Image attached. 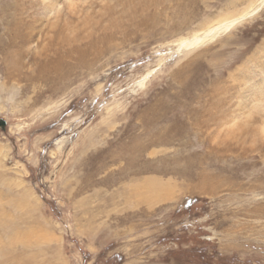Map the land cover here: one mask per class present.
I'll return each instance as SVG.
<instances>
[{
  "label": "rangeland",
  "instance_id": "1",
  "mask_svg": "<svg viewBox=\"0 0 264 264\" xmlns=\"http://www.w3.org/2000/svg\"><path fill=\"white\" fill-rule=\"evenodd\" d=\"M58 1L56 21L48 1L0 0V264H264V5ZM13 17L33 43L9 45ZM70 21L87 65L57 79L43 48Z\"/></svg>",
  "mask_w": 264,
  "mask_h": 264
},
{
  "label": "bare ground",
  "instance_id": "2",
  "mask_svg": "<svg viewBox=\"0 0 264 264\" xmlns=\"http://www.w3.org/2000/svg\"><path fill=\"white\" fill-rule=\"evenodd\" d=\"M16 1V0H15ZM44 2L48 1V9H49V14H52L54 15L56 21L59 19V16L61 14V3L58 1V0H42ZM65 3H68L69 4V8H74V9H77L78 7V2H84V1H87V0H63ZM15 3V2H14ZM18 3H16L17 5ZM45 4V3H43ZM120 4V3H118ZM117 4V6H118ZM122 4H120L119 6H121ZM264 5V0H257L255 1V4L252 5V10H254V13H256L257 11L259 12L261 9H262V6ZM37 6V5H36ZM11 7V6H10ZM43 7V6H42ZM47 7V6H46ZM14 8V7H13ZM44 8V7H43ZM15 9V8H14ZM113 7H110L109 9H107V7L105 8L107 14H109L111 11H112ZM71 10V9H69ZM29 11V10H28ZM48 11V10H47ZM46 11V12H47ZM250 11V12H251ZM250 12L248 14H250ZM48 14V15H49ZM22 16V15H21ZM87 18V17H86ZM85 18V19H86ZM244 17H241V18H234V19H228V20H224V21H219L217 24L213 25V26H210L209 28H207V30H204L200 33H197V34H194L192 37L190 38H184V39H181L178 41V44L176 45L177 46V52L181 53L182 52H185V51H189V50H192L193 48L199 46L200 44L208 41V40H212L215 38V36H219L220 34L224 33V32H229L236 24H238V22H240L241 20H243ZM35 23V22H34ZM89 23V20L86 19L85 21V25ZM29 24V25H28ZM38 24V23H37ZM66 26L68 27V30L69 32H73L71 33L72 34V37H68V38H60L59 39V44L61 45L62 49H57L56 51H54V53L52 54L50 52V49L49 48H43L45 50V54H44V58L46 60H49L50 61V64L47 65V66H44V68L48 69H52L56 75H57V79H68V76H72L74 75V71L78 68V67H86V63H85V57H86V54L84 49H81L79 48L78 49V45L80 44H83L85 41H88V37H80V35L72 29V21H70V24H66ZM24 27V30H21L22 28ZM35 27V26H34ZM55 28V27H54ZM43 29V28H42ZM33 28H32V24L29 23V21L27 20H24L23 18H17V17H13V28L12 29H9L8 32H10V46H17L18 44H22V47H24L26 44H31L33 43ZM42 31V30H41ZM80 31V30H79ZM33 33V34H32ZM45 33V31H44ZM40 38V37H39ZM47 38V37H46ZM37 39V38H36ZM45 39V38H44ZM51 39L52 38H48ZM49 42V41H48ZM50 44V43H49ZM92 44V43H90ZM88 45V44H86ZM48 46V45H47ZM93 47V46H92ZM91 47V48H92ZM88 48V47H87ZM94 48V47H93ZM62 50H65V54L64 55L65 57L71 59L72 61L75 60V65L73 66H69L68 69H63V67L65 66L64 65V58H62L61 54L59 51H62ZM87 52V51H86ZM74 55H78L77 57H74ZM53 56H55L54 59ZM57 56V57H56ZM94 64V63H93ZM89 66V65H88ZM151 72V71H150ZM149 75L150 74H147L145 77H143L142 80H140L138 82V86L139 87H142L146 81L149 79ZM145 86V85H144ZM143 86V87H144ZM254 97V96H253ZM259 98V96H256V98ZM248 98V97H247ZM250 98V97H249ZM264 98V97H263ZM255 99V98H254ZM260 99V98H259ZM248 100V99H247ZM215 104V103H214ZM214 109V108H213ZM252 113H255L254 115L256 116L257 114L256 113H264V99H261L260 102L258 101V104H255L253 105V108H252ZM229 114V113H228ZM245 114V113H244ZM210 115V114H209ZM219 115V114H218ZM238 117L237 118H242L243 117V114H237ZM252 115V116H254ZM208 116V114H207ZM232 116V115H231ZM230 116V117H231ZM246 117V115H244ZM250 115V113L248 114V119L245 120L243 122L242 125H237L236 121L234 120V125L235 126V130H237V134H234V138L237 140V141H242V140H245V135H249L250 133H253V127L254 125L252 124V121H253V117ZM222 117V116H221ZM223 117L224 114H223ZM229 117V116H228ZM233 118V117H232ZM258 118V117H257ZM222 119V118H220ZM226 119V117H225ZM244 119V118H243ZM242 119V120H243ZM209 120V119H208ZM219 120V119H218ZM232 120V119H231ZM221 121V120H220ZM230 121V120H229ZM261 121H262V118H261ZM217 122V121H216ZM226 122V121H225ZM257 122V121H256ZM254 122V123H256ZM260 123V122H259ZM218 124V123H217ZM264 124V123H263ZM260 125H262V122L260 123ZM258 126V124L256 125ZM255 126V128H256ZM208 127V126H207ZM250 127H252L250 129ZM232 128V126H231ZM254 128V129H255ZM258 128V127H257ZM261 127H259V130H261L260 133H262L264 135V125L263 127L260 129ZM258 130V131H259ZM233 131V130H232ZM257 131V132H258ZM231 133V132H230ZM256 133V132H255ZM259 133V132H258ZM257 133V134H258ZM228 134V133H227ZM255 134V135H257ZM209 135V134H208ZM229 135V134H228ZM190 136V135H189ZM224 136V135H223ZM230 136V135H229ZM251 136V135H250ZM261 135H260V139H261ZM255 138V137H253ZM264 138V136H263ZM247 139V138H246ZM258 139V137H257ZM205 140V139H204ZM232 140H234L232 138ZM249 140V139H248ZM252 140V139H250ZM263 140V139H261ZM231 141V140H230ZM256 141V140H255ZM221 142V141H220ZM247 142V141H246ZM245 142V143H246ZM238 143V142H236ZM217 144V143H216ZM222 144V143H221ZM247 144V143H246ZM249 144V143H248ZM252 144V143H251ZM151 145V144H150ZM223 145V144H222ZM154 146V145H153ZM260 147V146H258ZM135 148V147H134ZM167 160V159H166ZM144 183V182H143ZM157 183V181H156ZM146 184L148 185L149 183L146 182ZM159 184V182L157 183ZM150 185V184H149ZM153 185V183H152ZM155 189V188H154ZM169 189V188H168ZM151 190V189H150ZM156 190V189H155ZM153 192V191H152ZM5 228V227H4ZM7 229V228H6ZM9 229V228H8ZM8 232V231H7Z\"/></svg>",
  "mask_w": 264,
  "mask_h": 264
},
{
  "label": "water",
  "instance_id": "3",
  "mask_svg": "<svg viewBox=\"0 0 264 264\" xmlns=\"http://www.w3.org/2000/svg\"><path fill=\"white\" fill-rule=\"evenodd\" d=\"M6 128H7V123H6V121L0 119V130L5 131Z\"/></svg>",
  "mask_w": 264,
  "mask_h": 264
}]
</instances>
